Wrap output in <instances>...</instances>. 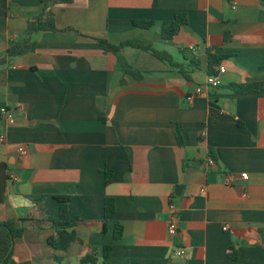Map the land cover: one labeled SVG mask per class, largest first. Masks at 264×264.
Instances as JSON below:
<instances>
[{
  "label": "crops",
  "instance_id": "crops-1",
  "mask_svg": "<svg viewBox=\"0 0 264 264\" xmlns=\"http://www.w3.org/2000/svg\"><path fill=\"white\" fill-rule=\"evenodd\" d=\"M236 1V8L231 0L50 5L58 31L37 34L35 51L0 65V223L23 229L15 262L80 264L93 253L101 264L112 246L110 264H264V0ZM42 8V0H0V59ZM177 13L188 23L164 40L163 23ZM145 21L154 25L134 24ZM98 40L150 43L188 78L150 52H104ZM181 49L200 66L190 69ZM209 54L223 56L213 69L226 72L221 87L197 95L210 76ZM236 84L263 90L242 94L231 90ZM56 196L70 197L83 242L68 252L49 245ZM108 198L115 213L105 218ZM170 203L181 213L175 238ZM179 247L184 258L174 255Z\"/></svg>",
  "mask_w": 264,
  "mask_h": 264
},
{
  "label": "trees",
  "instance_id": "trees-1",
  "mask_svg": "<svg viewBox=\"0 0 264 264\" xmlns=\"http://www.w3.org/2000/svg\"><path fill=\"white\" fill-rule=\"evenodd\" d=\"M73 0H42L43 8L41 13L30 19L24 31V40L22 42H13L8 49L7 56L0 59V65L11 62L12 60L22 57L28 53L35 51L37 43L34 37L41 32H57L56 16L51 8L52 3L56 4H69ZM188 23L187 15L184 13H177L175 18L170 21H165L162 27V37L164 40H173L181 31L183 25ZM138 27L150 28L154 25L152 21L134 22ZM104 52H112L115 54L120 53L124 48L131 47L146 52L152 53L157 59L167 63L171 68L180 70L187 78L188 75L184 71L183 66L176 63L173 57L166 52L158 51L150 43L139 40H127L118 45L112 44L106 40H98ZM181 54L185 60L189 61L190 69L198 68L200 66V59L190 50L181 49ZM223 60V56L216 54H209V75H217V71L213 67ZM125 73L132 75L135 79L141 80V73L129 65L124 66ZM231 90L234 92L246 94L254 91L263 90V85L258 84H240L231 85ZM177 139L182 145L184 143L181 127L177 130ZM112 182L111 174L107 173V184ZM57 201L60 203L59 209L49 217V221L53 224L56 235L50 237L49 245L56 252H68L71 246L75 243H83L78 237L75 228L78 221L71 216L69 208V196H56ZM115 213V202L113 199L108 198L105 202V218H109ZM23 229L18 228L13 221L0 223V264H19L13 260V244L16 238L21 237ZM123 231L120 225L116 226L114 238L119 239L122 237ZM112 246H106L103 253V261L101 264H110L108 260L111 257ZM232 258L236 259L237 256L233 253ZM57 262H62V258L58 255L55 256ZM100 260L92 253L87 254L81 258L80 264H99Z\"/></svg>",
  "mask_w": 264,
  "mask_h": 264
},
{
  "label": "built area",
  "instance_id": "built-area-1",
  "mask_svg": "<svg viewBox=\"0 0 264 264\" xmlns=\"http://www.w3.org/2000/svg\"><path fill=\"white\" fill-rule=\"evenodd\" d=\"M232 4H233V8H236L237 6V1L236 0H231ZM226 72V70L224 68H221V70L219 71V73L217 75H210L204 86H199L196 88L195 93L197 95L202 94L203 90L206 88H212V89H218L219 87H221L222 85V79H221V75H223ZM2 114L5 115L8 120L10 121V123L14 122V118L13 116L6 110V109H2ZM0 141L1 142H5V138L4 136L0 137ZM20 154L21 155H26V151L24 148L20 149ZM209 163L211 165H214L215 162L214 160H210ZM13 180L18 181L19 179L15 176H12ZM241 178L243 180H247L248 178V174H242ZM236 179L233 176H227L226 177V183L229 185H234L235 184ZM169 211H170V223H169V227H168V233L169 236L172 238L177 237L178 235V229H179V220H180V210L179 208L174 204V203H170L169 204ZM229 226H225L224 230H227ZM174 255L178 258H184L186 255V250L182 247H179L175 250Z\"/></svg>",
  "mask_w": 264,
  "mask_h": 264
}]
</instances>
